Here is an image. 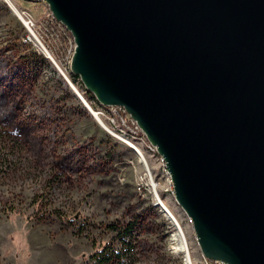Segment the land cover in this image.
I'll return each instance as SVG.
<instances>
[{"label": "water", "instance_id": "obj_1", "mask_svg": "<svg viewBox=\"0 0 264 264\" xmlns=\"http://www.w3.org/2000/svg\"><path fill=\"white\" fill-rule=\"evenodd\" d=\"M28 1L72 35L86 92L164 158L201 254L264 264V0Z\"/></svg>", "mask_w": 264, "mask_h": 264}, {"label": "rangeland", "instance_id": "obj_2", "mask_svg": "<svg viewBox=\"0 0 264 264\" xmlns=\"http://www.w3.org/2000/svg\"><path fill=\"white\" fill-rule=\"evenodd\" d=\"M50 13L44 2L0 0V75L14 67L1 83L11 92L0 86V264H91L101 247L119 249L110 226L130 222L134 239L121 264H186L156 195L198 259L193 224L164 167L145 153L141 162L73 90L80 85L72 88L64 67L73 37Z\"/></svg>", "mask_w": 264, "mask_h": 264}, {"label": "built area", "instance_id": "obj_3", "mask_svg": "<svg viewBox=\"0 0 264 264\" xmlns=\"http://www.w3.org/2000/svg\"><path fill=\"white\" fill-rule=\"evenodd\" d=\"M23 13L28 16V18H26L25 16L21 14L22 17L27 19L25 21L26 26L28 27L29 30H33V26H34L33 18L30 15H28L26 12H23ZM50 14H51L52 20L57 21L55 17L53 16V14L52 13ZM58 25L64 30V32L68 31L61 23H58ZM75 48H76V44L73 39L71 42V47L68 49V53L65 57L66 63L64 67L68 66L69 69H71L72 56L74 54ZM73 84L80 85L79 90L77 89L78 91L74 88ZM73 84H71V86H73L74 90H76V93L79 94V96L82 98L81 100L84 106L88 109H93L97 117L100 119L99 120L100 122L103 123V120L104 122H107L110 125L111 129L110 127H107L105 123H103L104 128L107 129L112 135L118 137L125 144L130 146L142 158L141 162L146 163L143 161L145 158L143 155L144 153L152 156V158H156L159 161V163L164 167V170L169 176L168 179H169V184L171 186V192L174 194V188L172 185L171 177L168 174V171L166 169V162L164 158L158 154L157 148L148 141L146 134L144 133V131L142 130L138 122L129 115L127 110L121 106H105L104 107L100 105L99 103H97L96 105L94 104V101L89 100L85 96L87 92L85 89H83L81 80ZM146 166L148 167V164ZM155 199H156V203H155L156 206H160L161 208L165 207L164 206L165 204L163 203V201L158 195L155 196ZM188 257H189L190 264H226L222 261H215V260L207 259L202 254H201V257H199L198 259H194L191 256V251H190L189 246H188Z\"/></svg>", "mask_w": 264, "mask_h": 264}, {"label": "trees", "instance_id": "obj_4", "mask_svg": "<svg viewBox=\"0 0 264 264\" xmlns=\"http://www.w3.org/2000/svg\"><path fill=\"white\" fill-rule=\"evenodd\" d=\"M70 35V34H69ZM71 36V35H70ZM5 70L1 75H0V86L4 90V93L8 94L11 92L10 90L8 91L7 86L4 87L6 77L3 75L8 74L9 72L13 71L14 67H9L7 64H5ZM9 67V68H8ZM9 69V70H8ZM73 78L75 79V82L80 81V77L73 75ZM1 83H4L1 84ZM14 84V83H12ZM11 84V85H12ZM87 98L89 100H95V98L90 94L87 93ZM18 114V113H17ZM22 116L21 114H19ZM23 121H26V117H21ZM112 229H114V232H116V242L119 245V249H114V247H109V246H103L99 250H97L90 258V263L91 264H121L124 259L125 255L122 253L131 246V240L134 239V234H133V229L135 227L133 222H130L125 228H119L116 225L110 226Z\"/></svg>", "mask_w": 264, "mask_h": 264}, {"label": "bare ground", "instance_id": "obj_5", "mask_svg": "<svg viewBox=\"0 0 264 264\" xmlns=\"http://www.w3.org/2000/svg\"><path fill=\"white\" fill-rule=\"evenodd\" d=\"M11 1V0H9ZM15 9L18 11L17 7H15ZM19 12V11H18ZM23 18V21L25 22L26 19L24 17H21ZM33 32V30H32ZM35 34V33H33ZM37 37V36H36ZM37 39V38H36ZM38 41V39H37ZM39 45H40V42L38 41ZM42 46H44L42 43H41ZM44 49L46 50V48L44 47ZM43 49V50H44ZM49 53V51H48ZM49 55L51 56V54L49 53ZM70 84H73V82H71V78H70ZM75 85V84H74ZM75 87V86H74ZM73 88V87H72ZM76 88V87H75ZM74 90V89H73ZM77 90V88H76ZM78 91V90H77ZM78 97L80 99H82L79 94H78ZM104 106V105H102ZM105 107V106H104ZM165 206V205H164ZM161 211L164 213V215L166 216L167 219H169L171 221V223L173 224V226L176 227V233L174 234L173 236V240L175 241L176 243V248L178 251H181L185 254V257H186V264H190L189 262V257H188V246L186 244V239H185V233H183L182 231V227H181V224L179 222V220L176 219V217L174 216V214L172 213V211L168 208V207H162ZM178 226H179V229H178Z\"/></svg>", "mask_w": 264, "mask_h": 264}]
</instances>
